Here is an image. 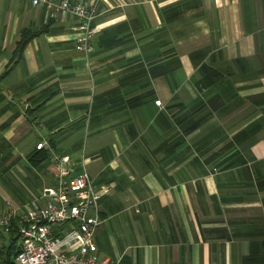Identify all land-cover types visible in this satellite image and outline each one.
<instances>
[{
	"label": "crops",
	"instance_id": "crops-1",
	"mask_svg": "<svg viewBox=\"0 0 264 264\" xmlns=\"http://www.w3.org/2000/svg\"><path fill=\"white\" fill-rule=\"evenodd\" d=\"M85 1L89 57L75 16L0 0V212L20 218L69 156L111 186L101 257L264 264V0ZM46 25L11 63L23 28Z\"/></svg>",
	"mask_w": 264,
	"mask_h": 264
},
{
	"label": "built area",
	"instance_id": "built-area-1",
	"mask_svg": "<svg viewBox=\"0 0 264 264\" xmlns=\"http://www.w3.org/2000/svg\"><path fill=\"white\" fill-rule=\"evenodd\" d=\"M34 6L44 5L53 18L73 15L77 19L76 48L89 57L95 46L93 21L97 2L85 0H30ZM162 104L161 100H156ZM46 141L38 142L43 148ZM59 168L57 182L45 186L41 193L25 205L20 218L14 210L0 212V229L18 232L17 264H119L99 255L94 240L103 219L100 200L111 186H97L86 168L73 174L69 156L53 154Z\"/></svg>",
	"mask_w": 264,
	"mask_h": 264
},
{
	"label": "trees",
	"instance_id": "trees-1",
	"mask_svg": "<svg viewBox=\"0 0 264 264\" xmlns=\"http://www.w3.org/2000/svg\"><path fill=\"white\" fill-rule=\"evenodd\" d=\"M48 31L47 25L39 30H32L31 28L25 27L22 30L21 38L17 43V46L12 54L11 63L18 62L23 58L24 52L26 50L29 42L38 35H41ZM51 145H54L52 138L49 140ZM50 155V149L37 150L31 154L30 160L34 165L40 164L42 161L47 159ZM0 231H2L0 229ZM12 237V241L8 246L0 247V264H16L15 258L18 252V232L16 229L9 232Z\"/></svg>",
	"mask_w": 264,
	"mask_h": 264
},
{
	"label": "rangeland",
	"instance_id": "rangeland-1",
	"mask_svg": "<svg viewBox=\"0 0 264 264\" xmlns=\"http://www.w3.org/2000/svg\"><path fill=\"white\" fill-rule=\"evenodd\" d=\"M10 242H11L10 235L7 232L2 231V234L0 233V245L8 246Z\"/></svg>",
	"mask_w": 264,
	"mask_h": 264
}]
</instances>
